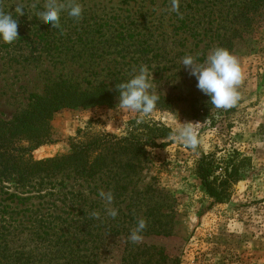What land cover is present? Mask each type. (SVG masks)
I'll return each mask as SVG.
<instances>
[{
	"label": "rangeland",
	"instance_id": "rangeland-1",
	"mask_svg": "<svg viewBox=\"0 0 264 264\" xmlns=\"http://www.w3.org/2000/svg\"><path fill=\"white\" fill-rule=\"evenodd\" d=\"M190 1L0 0V118L24 110L47 79L99 81L111 62L130 63L141 92L171 102L145 111L127 102L63 111L51 121L54 142L33 151L35 160L54 158L72 142L127 137L153 125L176 133L157 140L163 147L147 145L137 175L116 190L108 178L59 177L42 192L53 196L28 203L37 209L46 202L41 214L67 217L86 196L88 221L73 217L76 210L64 224L77 237L74 264H264V17L240 31L224 61L215 55V37L236 34L237 7L195 0L200 10L192 11ZM204 14L213 15V31L204 33L211 23L199 20ZM6 35L15 40L5 42ZM201 153L247 158V175L227 203L215 204L194 175ZM26 207L0 193V264H41L35 257L52 250L30 235L36 214Z\"/></svg>",
	"mask_w": 264,
	"mask_h": 264
},
{
	"label": "trees",
	"instance_id": "trees-1",
	"mask_svg": "<svg viewBox=\"0 0 264 264\" xmlns=\"http://www.w3.org/2000/svg\"><path fill=\"white\" fill-rule=\"evenodd\" d=\"M226 2L230 3L229 7L230 5L237 7L238 29L234 30L235 35L224 33L215 37L217 38L215 55L224 61L234 51V40L237 36H241L240 31L249 32L256 17H264V0H226ZM194 3L196 6L199 5L198 1L191 0L186 9L199 11L200 9L193 6ZM208 16L204 14L199 19L204 23L208 17L211 22L203 24L204 33L210 31L208 28H212L213 31L215 24V21L211 20L213 15ZM120 36L123 34L120 33ZM3 40L10 44L15 38L6 35L3 36ZM116 50L122 52L124 49ZM121 52L117 53L121 54ZM102 72L107 73L99 81L91 79L79 81L64 75L49 78L45 81L41 93L29 95L28 105L24 110L16 113L9 120L0 118V193L5 191L13 201L18 200L19 203L27 206V210L36 214L30 235L37 244H42V248L52 249L48 253L45 252L46 255L39 253L35 257V260L40 259L41 264H74L71 255L79 250V248L75 249L77 237L73 239V233L69 230L71 223L64 224L68 222L71 211L73 213L76 210L77 214L72 215L73 217L80 215L84 223L88 221V211L85 206L87 198L83 196L77 199L67 217H63L66 212L57 216L55 212L41 214L46 202L40 205L44 207L43 209H40V206L34 209L33 205L28 207L30 201L43 200L48 194L53 196L49 189L44 195L42 192L48 184L55 188L54 180L59 177L85 182L103 181L104 178H108L110 181L106 184L116 190L121 184L137 175V170L141 169V164L147 159V145L163 147L164 143L158 146L157 140L176 136L170 128L158 125L146 126L145 133H131L127 137L96 136L84 142H72L70 152L65 155L35 160L33 151L54 142L51 137V121L56 114L63 111L88 110L96 107L113 108L121 102H127L140 111H145L155 108L167 109L171 104L169 98L162 95L141 92L138 89L135 67L130 63L111 62L102 68ZM24 143H27V146ZM246 159L242 160L234 156L233 159L219 161L212 154L201 153L200 158L195 161L194 175L215 204L227 203L234 185L246 177L247 169L243 166ZM77 196H73L70 202H74ZM65 198L63 202L60 201L64 203V207ZM25 210L21 211L25 212ZM33 216L30 219H33ZM83 231L84 237L86 234L84 226ZM56 247H59V250H55ZM58 252L63 255L65 253V257L57 256Z\"/></svg>",
	"mask_w": 264,
	"mask_h": 264
}]
</instances>
